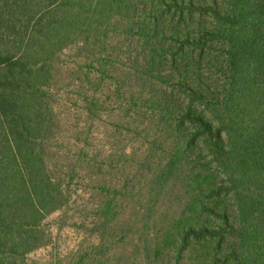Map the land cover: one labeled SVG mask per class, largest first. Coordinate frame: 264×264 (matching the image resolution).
<instances>
[{"label":"trees","instance_id":"16d2710c","mask_svg":"<svg viewBox=\"0 0 264 264\" xmlns=\"http://www.w3.org/2000/svg\"><path fill=\"white\" fill-rule=\"evenodd\" d=\"M70 47L90 85L110 80L122 128L153 132L152 186L182 174L183 210L163 240L172 264H264V0H0V264H36L44 219L68 203L43 143ZM85 103L90 115L102 105ZM115 208L114 196L101 206L103 225Z\"/></svg>","mask_w":264,"mask_h":264},{"label":"rangeland","instance_id":"374dc122","mask_svg":"<svg viewBox=\"0 0 264 264\" xmlns=\"http://www.w3.org/2000/svg\"><path fill=\"white\" fill-rule=\"evenodd\" d=\"M83 56L70 47L54 66L48 91L55 126L43 147L52 172L66 181L69 196L62 209L44 219L48 245L31 252L29 261L53 264L71 257L73 262L78 256L87 261L90 253V264H172V251L163 240L169 223L183 210L182 174L162 190L152 186L157 163L142 159L156 145H151L153 132L147 140L122 128L110 80L96 81V88L90 85L87 68H78L86 61ZM97 75L93 72L94 79ZM92 96L102 105L90 115L85 99ZM113 196L114 223L103 225L101 206ZM199 245L186 253L195 254Z\"/></svg>","mask_w":264,"mask_h":264}]
</instances>
